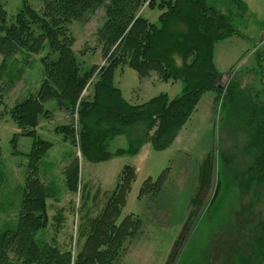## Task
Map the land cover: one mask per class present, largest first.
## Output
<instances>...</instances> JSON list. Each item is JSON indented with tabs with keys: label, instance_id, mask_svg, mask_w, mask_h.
<instances>
[{
	"label": "trees",
	"instance_id": "trees-1",
	"mask_svg": "<svg viewBox=\"0 0 264 264\" xmlns=\"http://www.w3.org/2000/svg\"><path fill=\"white\" fill-rule=\"evenodd\" d=\"M21 1V9L11 18L0 1V76L7 73L13 83L21 70L13 72L11 59L21 54L25 57L22 63L26 64L32 55L46 47L49 51L40 58L43 78L38 89L9 110L4 107L0 111V116L9 114L15 121L20 129L18 134L33 138L17 225L0 234V264H14L10 254L22 264H114L132 228L140 224L131 214L116 221L135 178V168L124 165L100 215L91 220L90 233L75 256L72 257L71 250H60L52 242L37 241V231L48 224L50 192L38 175V161L51 142L37 137L36 127L41 117L47 118L51 113L45 108L49 100L70 114L69 121L57 125L55 131L78 147L82 158L99 162L113 155L134 154L143 142L158 150L167 147L196 109L202 94L214 91L216 98L222 97L225 114L238 119V146L240 142L241 151L250 158L241 175V193L247 196L253 190L264 193V86L259 92L247 89L236 78L220 86L214 59L215 44L239 33L233 20L247 13L243 0H41V12L27 0ZM146 2L161 11L157 22L139 13ZM102 4L105 19L99 34L106 64L94 75L96 67L83 69L77 62L68 25ZM52 53L57 56L50 57ZM124 64L140 78L154 72L162 81L180 80L181 93L169 97L161 92L140 104L128 102L114 83L116 69ZM87 87L90 90L84 94ZM18 134L11 139L14 152ZM120 134L125 135L127 147L112 153L107 144ZM210 160L207 155L202 170ZM63 172L66 188L77 192L78 158L70 160ZM165 176L163 170L155 181L147 178L141 192L148 182L154 191L158 190ZM191 217L192 214L188 219ZM188 223H184L167 264L177 253L175 246L181 242ZM261 257L258 264H264V254Z\"/></svg>",
	"mask_w": 264,
	"mask_h": 264
},
{
	"label": "rangeland",
	"instance_id": "rangeland-1",
	"mask_svg": "<svg viewBox=\"0 0 264 264\" xmlns=\"http://www.w3.org/2000/svg\"><path fill=\"white\" fill-rule=\"evenodd\" d=\"M0 1L9 18L22 7L21 0ZM27 1L37 11H42L41 0ZM243 1L247 13L233 20L239 33L215 44L214 59L220 73V86L236 78L241 86L259 92L264 86V0ZM139 13L157 22L161 11L158 6H147L146 2ZM104 19L102 4L68 25L77 62L83 69L96 67L94 75L106 64L99 34ZM48 51L46 47L32 55L26 64L22 63L25 57L21 54L11 59L13 72L21 70V74L13 83L7 73L0 76L4 100L0 111L4 107L9 110L38 89L43 78L40 58ZM49 56L54 58L57 53ZM114 83L122 96L134 104L161 92L174 97L182 90L180 80L162 81L154 72L140 78L125 64L116 69ZM221 99L216 98L214 91L203 93L196 109L167 147L158 150L149 142H143L134 154L113 155L99 162L82 158L78 147L63 140V134L55 131L57 125L69 121L70 114L59 110L54 101H47L45 108L51 113L47 118H40L36 133L37 137L51 142L38 161V175L50 190L48 224L37 231V241L52 242L60 250H71L72 257L75 256L90 233L91 220L100 215L123 166L131 165L135 168V178L116 221L131 214L140 224L132 228L114 264H167L185 222L189 223L169 264L260 263L264 254V193L254 190L248 196L241 193V175L250 158L241 151L240 142L238 146V119L225 114ZM19 131L9 114L0 116V234L17 225L29 165L33 138L20 135ZM15 133L18 134L17 152L11 141ZM126 147L127 139L123 134L116 135L107 144L112 153ZM207 155L211 160L202 170ZM74 157L79 162V190L72 193L66 188L63 170ZM163 170L166 176L161 187L154 191L148 182L146 190L141 192L144 181L147 178L155 181ZM10 257L14 264H22L15 255L10 254Z\"/></svg>",
	"mask_w": 264,
	"mask_h": 264
}]
</instances>
